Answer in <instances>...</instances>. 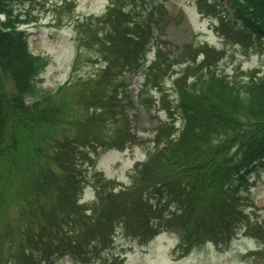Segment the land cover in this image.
<instances>
[{
	"label": "trees",
	"instance_id": "1",
	"mask_svg": "<svg viewBox=\"0 0 264 264\" xmlns=\"http://www.w3.org/2000/svg\"><path fill=\"white\" fill-rule=\"evenodd\" d=\"M28 1L0 0L6 15L0 21V264L49 263L67 251L80 260L91 251L89 242L106 245L117 227L144 241L176 228L181 252L208 241L225 247L243 218L239 203L250 188V174L264 165V74L226 76L211 59L220 52L201 45L205 57L199 62L189 53L171 85L182 128L174 121L160 124L146 160L134 166L135 183L115 192L104 179L87 178L82 161H92L99 140L101 147H111L133 139L125 124L111 138L100 139L99 132L110 117L126 120L130 95L126 80L118 78L145 69L147 49L157 38L150 27L160 17L152 16L153 9L137 12L145 0H109L100 18L81 23L79 39L102 60L98 72L31 100L46 58L30 50L18 25L22 20L11 11L15 3ZM227 1L242 22L236 29L237 21L223 18V0H198V5L219 15L224 33L264 36V0ZM154 57L140 89L143 103L145 89L159 85L161 72L177 62L159 44ZM62 90L69 96L60 95ZM78 104L85 109L81 116ZM87 181L97 195L90 205L78 201ZM20 197L28 217L10 225L3 214ZM247 232L260 243L250 256L264 264V219L248 224Z\"/></svg>",
	"mask_w": 264,
	"mask_h": 264
},
{
	"label": "rangeland",
	"instance_id": "2",
	"mask_svg": "<svg viewBox=\"0 0 264 264\" xmlns=\"http://www.w3.org/2000/svg\"><path fill=\"white\" fill-rule=\"evenodd\" d=\"M108 2L109 0H30L15 3L11 7L12 17L22 20L18 25L25 29L30 50L35 55L46 58L44 67L35 77L33 95L28 99L35 100L48 92H55L66 81L74 82L98 72L103 64L102 60L94 48L79 37L82 33L81 23L100 18L106 11ZM132 5L131 1L127 2V7ZM154 6L161 9L160 13ZM221 6L223 18L227 22L237 21L233 25L234 29L241 26L242 22L235 18L231 4L223 0ZM137 8V12L144 15L153 9L152 16L160 17L158 25L153 23L150 27L153 34L157 33V38H152L147 49L145 69L130 75L124 72L118 78L125 79L128 83L126 89L130 101L124 103L126 120L110 117L103 125L104 130L99 132L102 134L100 139L111 138L116 135L118 127L125 124L131 128L134 137L118 146L101 149L99 143L102 141L99 140L97 145H93L95 151L92 147V161H82L87 178L89 175L95 179L102 178V183L113 187L115 192L135 183L137 167L134 166L146 160L148 149L153 147L156 128L160 124L174 121L177 128H182L181 112L178 109L175 112L174 108L177 94L171 89V85L176 72H180L189 62V53L195 54V62H199L205 57L198 50L201 45L205 49L220 52L211 59L214 62L216 59V67L222 69L226 76H241L247 71L257 75L264 74V36L257 40L239 38L231 31L224 33L226 28H221L219 15L200 10L198 0H145ZM156 44L161 46L163 54L177 62L167 71L161 72L159 85H151L145 89L143 95L146 102L143 103L140 101V89L146 81V67L155 59ZM76 57L73 68L72 63ZM69 94V90L60 92L64 97ZM81 105L78 104L76 109H81ZM92 111L94 109L91 107L89 112ZM84 112L85 109L82 108L78 115L81 116ZM249 182L250 188L241 194L239 203L243 218L238 224V232L225 247L211 242L181 255V251L176 249L180 241V233L176 228H167L151 240L144 241L117 227L106 245L103 242H89L91 251L84 257L80 256L78 261L73 254L63 253L57 254L49 263L42 264H258L250 256L258 239L247 232V226L258 224L264 219V166L253 170ZM79 196H82L80 202L87 200L89 205L92 204L97 197L93 183L87 181ZM23 203L24 200L20 197L8 204L7 213L3 214L9 221L8 224L22 223L28 217ZM19 210L26 212L19 215Z\"/></svg>",
	"mask_w": 264,
	"mask_h": 264
}]
</instances>
